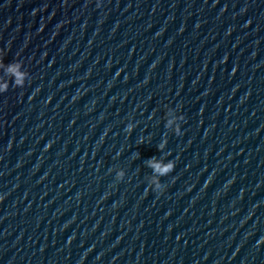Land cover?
<instances>
[{
  "label": "water",
  "instance_id": "obj_1",
  "mask_svg": "<svg viewBox=\"0 0 264 264\" xmlns=\"http://www.w3.org/2000/svg\"><path fill=\"white\" fill-rule=\"evenodd\" d=\"M0 60V264H264V0L48 3Z\"/></svg>",
  "mask_w": 264,
  "mask_h": 264
},
{
  "label": "clouds",
  "instance_id": "obj_2",
  "mask_svg": "<svg viewBox=\"0 0 264 264\" xmlns=\"http://www.w3.org/2000/svg\"><path fill=\"white\" fill-rule=\"evenodd\" d=\"M0 63H2V60H0ZM20 65L18 63L10 64L8 66V71L10 74L15 76V83L18 86L24 85V78L25 73L19 71ZM8 85L7 84H0V92H4L7 90ZM129 126L127 125L125 129H127ZM182 135V134H180ZM143 141H141L142 143ZM162 147V145L160 146ZM149 167H151L155 173L163 176L167 173H172L175 169V162H169L168 164H162L161 162H158L155 157H151L147 162ZM159 187V185H157ZM164 192V191H163ZM163 192L159 194H163ZM158 194V195H159Z\"/></svg>",
  "mask_w": 264,
  "mask_h": 264
}]
</instances>
